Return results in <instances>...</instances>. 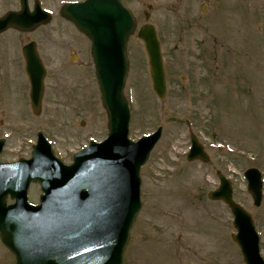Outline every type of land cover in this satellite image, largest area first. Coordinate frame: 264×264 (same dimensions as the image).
Masks as SVG:
<instances>
[{"label": "rangeland", "instance_id": "374dc122", "mask_svg": "<svg viewBox=\"0 0 264 264\" xmlns=\"http://www.w3.org/2000/svg\"><path fill=\"white\" fill-rule=\"evenodd\" d=\"M65 1L41 0L53 13L49 24L0 34V138L7 141L1 161L30 157L38 131L68 164L91 140L108 134L91 42L60 16ZM237 2L230 13L194 16L184 25L176 13L157 10L164 99L153 90L143 42L137 33L129 41V136L138 140L159 126L163 134L141 170L143 205L123 264H245L231 237L236 229L229 207L207 196L219 185L217 170L231 178L235 199L252 213L264 256V197L255 206L244 177L252 166L264 177V0H243L242 8L234 7ZM17 7L18 0H0V16ZM31 40L47 68L39 115L31 108L22 54ZM191 132L204 143L209 162L187 160ZM41 193L33 182L30 202L38 203ZM0 264H15L1 239Z\"/></svg>", "mask_w": 264, "mask_h": 264}, {"label": "water", "instance_id": "95a60500", "mask_svg": "<svg viewBox=\"0 0 264 264\" xmlns=\"http://www.w3.org/2000/svg\"><path fill=\"white\" fill-rule=\"evenodd\" d=\"M61 14L92 41L95 73L101 100L108 115V137L74 155L65 164L42 132L31 158L0 161V238L13 252L16 264H123L131 227L142 207L141 168L161 138L162 126L134 141L129 138L131 119L124 87L129 70L127 40L136 20L121 0H85L63 5ZM49 12L36 1L30 11L22 8L0 18V33L9 27L30 31L50 21ZM149 56L153 89L166 95V74L161 46L152 24L139 30ZM26 72L31 82V102L40 114L46 69L35 42L23 47ZM187 153L190 161H209L203 144L191 134ZM5 140L0 139V154ZM220 185L208 192L213 200L226 203L234 216L237 232L232 234L246 264H264L260 237L253 217L233 198V184L221 171ZM254 204L263 198V177L256 167L244 173ZM32 181L43 193L39 204L28 201ZM10 196L14 203L7 204ZM194 264V263H186Z\"/></svg>", "mask_w": 264, "mask_h": 264}, {"label": "flooded vegetation", "instance_id": "af4514ba", "mask_svg": "<svg viewBox=\"0 0 264 264\" xmlns=\"http://www.w3.org/2000/svg\"><path fill=\"white\" fill-rule=\"evenodd\" d=\"M31 1V0H29ZM34 2V0H32ZM33 2L31 8L33 7ZM123 2L132 10L137 18V24L142 25L146 22V16L154 22L157 10L165 9L171 13H176L181 24L190 21L189 18L195 16V20L201 17H218L224 13H230L233 0H123ZM160 2V3H158ZM243 0H238L234 7L243 6ZM144 18V21L142 19ZM157 26V24L154 22ZM24 70H25V60Z\"/></svg>", "mask_w": 264, "mask_h": 264}]
</instances>
